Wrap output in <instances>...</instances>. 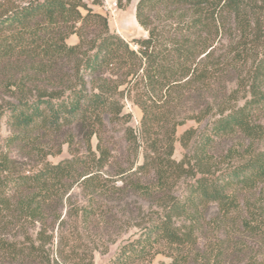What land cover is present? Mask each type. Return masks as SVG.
<instances>
[{
    "label": "trees",
    "instance_id": "1",
    "mask_svg": "<svg viewBox=\"0 0 264 264\" xmlns=\"http://www.w3.org/2000/svg\"><path fill=\"white\" fill-rule=\"evenodd\" d=\"M101 1L0 0V264H94L129 225L107 264H264V0H137L133 40ZM208 117L176 161L177 126ZM236 137L250 144L222 148Z\"/></svg>",
    "mask_w": 264,
    "mask_h": 264
},
{
    "label": "rangeland",
    "instance_id": "2",
    "mask_svg": "<svg viewBox=\"0 0 264 264\" xmlns=\"http://www.w3.org/2000/svg\"><path fill=\"white\" fill-rule=\"evenodd\" d=\"M117 1V5L114 4V2ZM121 4V5H120ZM136 4L137 0H102L100 4H92V7L94 8L95 11L107 16L109 25L112 31L122 35L128 40H133L134 38L137 37H146L147 36V31L139 24L137 18H136ZM230 26L228 31H230V34H236V38L239 36V30H238V25L235 24L231 21L229 22ZM78 40L76 35L71 36L68 39V42L70 44L76 43ZM223 42L222 45L224 47H227L233 40L232 36L226 35L223 36ZM228 90H233L238 88L237 82H229L227 85ZM2 92V91H1ZM243 91L241 90L239 93L238 91L236 92V101L234 102L237 105H241L243 103ZM192 104V103H191ZM191 104L188 105V108L191 107ZM126 112H131L132 113V120L129 123V126L133 127L134 129H137L140 124V119L142 116V112L140 108L137 106H131L130 104L126 106L125 108ZM213 118H206L202 120L201 122H198L194 119L187 120L183 125L177 126V131H176V141L174 144V154L173 158L176 161H180L185 153L190 152L193 145L194 141H190L189 144L184 147L180 141V137L184 133L185 130L189 128H195L196 130L200 131L204 129L207 124L212 120ZM262 123L264 124V116L262 117ZM123 133H124V126L119 124L115 126H110V129L108 131V136L110 137V142L115 148V152L120 154L119 156L121 157L120 161H124V165L127 167L129 166V147L128 144L126 143L125 139L123 138ZM2 136L7 135V130L5 125H3L2 130H1ZM97 140L94 139L93 143L94 145L96 144ZM250 144V141L248 139H241L240 137L232 138L230 139L227 143H225L222 148L224 150L226 148L231 147H238L239 150H242L246 148ZM240 152V153H241ZM69 157V152H68V146L65 145L64 149L61 154L57 156L50 157L49 159L53 162H58L59 160L63 158ZM189 180L188 177L182 176L178 178V180L175 181L173 185V192L175 194H179L183 191L186 182ZM79 190L76 189L75 194H78ZM133 202V201H132ZM137 206L134 203H132V207ZM145 206L147 204L145 203ZM147 209V207H146ZM214 211H212L213 213ZM139 232L138 227L134 225H129L127 228L123 230V232L120 234V236L117 238V240L113 243H109L107 246H105V243L103 244L98 242L97 245H99V248L95 249L94 251V264H107L111 259H113L116 255V253L119 251L120 247L122 246L123 243L127 242L128 240L134 238L137 236ZM170 261V258L166 256L165 254H157L156 257L154 258L153 264H160V263H167Z\"/></svg>",
    "mask_w": 264,
    "mask_h": 264
},
{
    "label": "built area",
    "instance_id": "3",
    "mask_svg": "<svg viewBox=\"0 0 264 264\" xmlns=\"http://www.w3.org/2000/svg\"><path fill=\"white\" fill-rule=\"evenodd\" d=\"M114 4L117 5V1H115Z\"/></svg>",
    "mask_w": 264,
    "mask_h": 264
}]
</instances>
